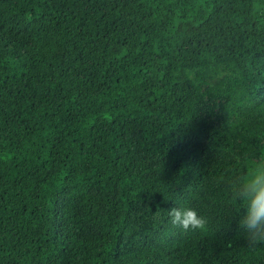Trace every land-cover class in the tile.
I'll return each mask as SVG.
<instances>
[{
	"label": "trees",
	"instance_id": "1",
	"mask_svg": "<svg viewBox=\"0 0 264 264\" xmlns=\"http://www.w3.org/2000/svg\"><path fill=\"white\" fill-rule=\"evenodd\" d=\"M258 155L264 0H0V264H264L166 217Z\"/></svg>",
	"mask_w": 264,
	"mask_h": 264
},
{
	"label": "clouds",
	"instance_id": "2",
	"mask_svg": "<svg viewBox=\"0 0 264 264\" xmlns=\"http://www.w3.org/2000/svg\"><path fill=\"white\" fill-rule=\"evenodd\" d=\"M240 166L226 180L229 203L241 208L238 220L246 246L256 249L264 245V155L240 158ZM167 223L183 232L205 231L207 217L196 209L179 205L166 212Z\"/></svg>",
	"mask_w": 264,
	"mask_h": 264
},
{
	"label": "rangeland",
	"instance_id": "3",
	"mask_svg": "<svg viewBox=\"0 0 264 264\" xmlns=\"http://www.w3.org/2000/svg\"><path fill=\"white\" fill-rule=\"evenodd\" d=\"M219 113V102L206 100L200 108V115L206 119L216 122ZM200 145H205L201 143ZM235 157L227 152L211 151L204 156L203 165H214L218 162L229 163ZM200 214L205 213L212 223L224 221L229 217L230 203L218 199L213 190L203 191L193 205Z\"/></svg>",
	"mask_w": 264,
	"mask_h": 264
}]
</instances>
